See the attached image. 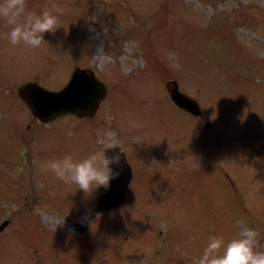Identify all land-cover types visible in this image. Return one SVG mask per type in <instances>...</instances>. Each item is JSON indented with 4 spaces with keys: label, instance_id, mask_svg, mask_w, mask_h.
<instances>
[{
    "label": "rangeland",
    "instance_id": "obj_1",
    "mask_svg": "<svg viewBox=\"0 0 264 264\" xmlns=\"http://www.w3.org/2000/svg\"><path fill=\"white\" fill-rule=\"evenodd\" d=\"M25 4L54 8L59 25L32 48L11 44L0 18V264H197L211 235L248 226L264 249V0ZM77 66L106 85L96 115L36 123L16 87L60 89ZM171 79L201 118L174 106ZM110 134L133 179L100 212L103 187L84 193L46 164Z\"/></svg>",
    "mask_w": 264,
    "mask_h": 264
},
{
    "label": "clouds",
    "instance_id": "obj_2",
    "mask_svg": "<svg viewBox=\"0 0 264 264\" xmlns=\"http://www.w3.org/2000/svg\"><path fill=\"white\" fill-rule=\"evenodd\" d=\"M0 18L10 25L6 35L11 44L32 48L45 42V33H55L59 25V17L54 8L27 11L25 0H0ZM99 144L102 147L87 155L76 157L67 152L49 160L46 166L58 178L78 185V189L84 193L91 190L93 194L101 187L107 190L111 182L121 174L119 165L122 151L115 134H110ZM116 146H119V151H113L111 155L106 152V149H114ZM86 219L87 216L81 217V222ZM64 221L65 218L60 224ZM257 236L256 228L251 226L245 227L227 242L222 235H211L197 264H264V249L258 247Z\"/></svg>",
    "mask_w": 264,
    "mask_h": 264
},
{
    "label": "water",
    "instance_id": "obj_3",
    "mask_svg": "<svg viewBox=\"0 0 264 264\" xmlns=\"http://www.w3.org/2000/svg\"><path fill=\"white\" fill-rule=\"evenodd\" d=\"M166 89L171 100L177 107L194 116L201 115L197 103L178 90L175 81H168ZM105 86L99 82L88 70L75 69L68 84L59 92H49L34 83H27L18 89V95L28 107L30 113L42 122H48L65 114H74L77 117L94 116L100 102L105 96ZM118 148L108 149L111 155ZM121 174L111 182V187L99 198V208L111 209L123 199L125 190L131 179V170L121 154ZM8 222L0 225V231Z\"/></svg>",
    "mask_w": 264,
    "mask_h": 264
}]
</instances>
